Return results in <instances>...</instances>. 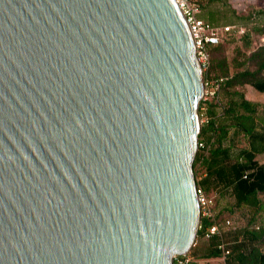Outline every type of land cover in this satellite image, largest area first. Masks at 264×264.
Instances as JSON below:
<instances>
[{
  "label": "water",
  "instance_id": "95a60500",
  "mask_svg": "<svg viewBox=\"0 0 264 264\" xmlns=\"http://www.w3.org/2000/svg\"><path fill=\"white\" fill-rule=\"evenodd\" d=\"M204 93L177 0H0V264L188 253Z\"/></svg>",
  "mask_w": 264,
  "mask_h": 264
},
{
  "label": "trees",
  "instance_id": "16d2710c",
  "mask_svg": "<svg viewBox=\"0 0 264 264\" xmlns=\"http://www.w3.org/2000/svg\"><path fill=\"white\" fill-rule=\"evenodd\" d=\"M195 2L200 5L198 16L207 22L244 28L243 33L231 31L221 34L218 44L208 45L210 65L203 73L204 80L225 79L218 95L207 102L211 117L208 123H202L199 139L205 138L209 148L199 147L194 161L195 176L206 173V179L215 174V178L232 189L235 200L228 204L230 211L239 209L249 216L248 224L236 232L237 240L225 264H264V161L254 159L256 153L247 146H237L239 134L246 135L249 145H259L260 142L264 145V135H261L264 133H256L259 125L264 130V104L245 97L247 84L264 91V41L261 39L264 36V20L260 19V10L237 15L230 4L223 0ZM254 32L260 33V41L255 44L252 38ZM225 35L232 37L231 41L235 38L241 40V44L234 46L231 56L227 54V45L224 44ZM206 101H200V108ZM233 144L238 148L237 152H233ZM220 156L228 157L231 163L218 170L213 167L219 164ZM197 182L200 184V181ZM207 191L205 189L208 194ZM222 211L218 212V216ZM211 223L209 219L201 220L198 240L204 237V228ZM207 241L210 247L203 258L219 257L222 253L219 244L225 241L224 237L214 234ZM193 251L194 247L190 254Z\"/></svg>",
  "mask_w": 264,
  "mask_h": 264
},
{
  "label": "built area",
  "instance_id": "2783aa9c",
  "mask_svg": "<svg viewBox=\"0 0 264 264\" xmlns=\"http://www.w3.org/2000/svg\"><path fill=\"white\" fill-rule=\"evenodd\" d=\"M180 8L185 14L187 20L190 23L192 28L195 41H196V54L201 63L203 73L208 69L210 65V55H209V44H218L220 42V35L230 33L231 31H238L243 33L244 28L237 29L236 25H223L217 26L213 25L206 20L198 16L200 12V5L195 2V0H177ZM264 41V36L261 37ZM224 77L218 79H208L204 80L205 82V93L202 100H208L209 97H216L221 88ZM200 107V106H199ZM202 113L204 114V105L201 106ZM210 121V116L205 115L201 119L202 123H208ZM199 147L209 148V144L199 139ZM246 177V175H244ZM198 180V177H196ZM197 190L199 193V201L201 206V220L203 218L209 219L212 221L211 224H208L204 228V237L209 238L214 234H217L224 237L223 225H230L232 223L230 218H226L222 222L218 216V211L216 209V195L207 194L204 188L197 182ZM201 227V221L199 228ZM197 240V239H196ZM196 244V242H195ZM194 244V245H195ZM193 245V246H194ZM221 248L222 258L225 260L227 255L231 252V249L227 247L226 242L222 241L219 244ZM191 251V250H190ZM190 251L186 254H176L173 258L172 264H197V260L190 254Z\"/></svg>",
  "mask_w": 264,
  "mask_h": 264
},
{
  "label": "crops",
  "instance_id": "0c3cea01",
  "mask_svg": "<svg viewBox=\"0 0 264 264\" xmlns=\"http://www.w3.org/2000/svg\"><path fill=\"white\" fill-rule=\"evenodd\" d=\"M250 84H247L246 85V94H245V97L247 99H250V100H253V101H257V102H260L262 104H264V96H261L260 94H255V93H248V89H251L250 88ZM253 87V86H252ZM255 88V87H254ZM261 92H264V91H261ZM215 97H209V99L206 101V103H204V107H205V111L211 116V113L208 112V101L209 100H212L214 99ZM264 133V130L263 128L259 125L257 128H256V133ZM234 131L232 132V136L234 135L233 134ZM259 134H256V136H258ZM261 135H264V134H261ZM203 140L207 141L205 138H202ZM237 141H238V144L237 146H247L249 149L252 150V152L256 153L254 159L258 160V161H264V145L260 144L259 145H256L255 143L249 145V139L246 137V135H243V136H240V134L238 135L237 137ZM258 142V140H257ZM232 143V142H231ZM256 145V146H255ZM233 152H237V149L236 147H234V144H233ZM230 160L228 157H221L220 156V162L219 164L215 165L213 168L215 169H218L220 167H226L230 164ZM206 173H204L203 175H198V181H200V184L204 190L206 189L207 192H209L208 194L210 195H213L215 194L216 195V209L218 212H221L222 210H224L225 208H228V204L234 202V194L232 193V189L231 187H228L225 185V183L223 181H219L217 178H215V174H211V176L209 178H206ZM204 180V184L202 183V181ZM194 247V251L193 253L191 254L193 257H195L201 264H203L205 261H214L215 259H218L220 257H215V258H203V254H205L210 245L208 243V241L202 237L200 238V240H196V244L193 246ZM192 250V249H191Z\"/></svg>",
  "mask_w": 264,
  "mask_h": 264
},
{
  "label": "rangeland",
  "instance_id": "374dc122",
  "mask_svg": "<svg viewBox=\"0 0 264 264\" xmlns=\"http://www.w3.org/2000/svg\"><path fill=\"white\" fill-rule=\"evenodd\" d=\"M223 1L228 2L230 4V6L236 11L237 15H247L249 13H253V12L260 10V12L258 11V13L261 14L260 19L264 20V0H223ZM239 21H241V20H239ZM247 22H249V21H247ZM259 35H260V33H257V32H254L252 34L254 44L260 41ZM223 39H224V44L227 45V54L229 56H231L234 46L241 44V40H239L238 38H235L233 41H231L232 37H228V36L226 37V35L224 36ZM250 88L251 89H248V93H250V92L255 93V94L258 93L261 96H264V92H261L252 86H250ZM199 106H200V104H199ZM200 110L202 111V109L199 107L200 119L203 118L204 114L210 116L205 111V109H204V114L201 115L202 112L200 113ZM201 125H202V122H201ZM219 218L222 222H224V220L226 218H230L232 221V223L230 225H223L222 226L226 245L228 248L232 249L233 243L237 240L236 239L237 238L236 232L240 228H243L244 226H246L248 224L249 216L247 215L246 212H243L239 209H233V211H230V208H225L222 211V213L219 215ZM205 239L207 240V238H205ZM219 257L220 258L215 259L214 261H212V260L211 261H205L203 264H225V260L222 258V255H220ZM197 264H201V263L197 260Z\"/></svg>",
  "mask_w": 264,
  "mask_h": 264
}]
</instances>
